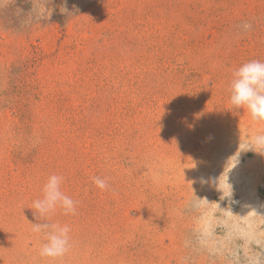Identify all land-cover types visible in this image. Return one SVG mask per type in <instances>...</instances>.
Returning a JSON list of instances; mask_svg holds the SVG:
<instances>
[{"label": "rangeland", "instance_id": "374dc122", "mask_svg": "<svg viewBox=\"0 0 264 264\" xmlns=\"http://www.w3.org/2000/svg\"><path fill=\"white\" fill-rule=\"evenodd\" d=\"M251 60L264 0H0V264H264ZM53 174L76 212L36 217Z\"/></svg>", "mask_w": 264, "mask_h": 264}, {"label": "clouds", "instance_id": "9594fccd", "mask_svg": "<svg viewBox=\"0 0 264 264\" xmlns=\"http://www.w3.org/2000/svg\"><path fill=\"white\" fill-rule=\"evenodd\" d=\"M66 10V9H65ZM47 18V14L45 16ZM250 25H245V28ZM231 103L235 108H247L253 120L264 121V62L251 60L244 63L233 72V79L230 85ZM253 147L264 149V135H257L252 140ZM63 177L51 175L43 186V198L33 202L34 215L40 218L47 217L53 213L57 206H60L66 215L75 214L76 202L61 191ZM94 184L101 190L108 188L106 179L93 178ZM44 229H51L47 232V242L40 248V256L53 260L63 257L70 250V227L58 224L33 225L34 232H41Z\"/></svg>", "mask_w": 264, "mask_h": 264}]
</instances>
